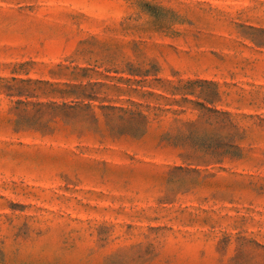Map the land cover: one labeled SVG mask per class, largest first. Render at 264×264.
Here are the masks:
<instances>
[{
  "label": "rangeland",
  "instance_id": "1",
  "mask_svg": "<svg viewBox=\"0 0 264 264\" xmlns=\"http://www.w3.org/2000/svg\"><path fill=\"white\" fill-rule=\"evenodd\" d=\"M0 264H264V0H0Z\"/></svg>",
  "mask_w": 264,
  "mask_h": 264
},
{
  "label": "trees",
  "instance_id": "2",
  "mask_svg": "<svg viewBox=\"0 0 264 264\" xmlns=\"http://www.w3.org/2000/svg\"><path fill=\"white\" fill-rule=\"evenodd\" d=\"M194 83H196V82L187 81L185 85H193ZM184 89H185V87H184ZM183 95H193V93L190 91V92L184 93ZM202 100H203L202 103H196V106L198 107L197 110L202 117H205L206 115L210 116V115L224 114L222 112L216 111L215 109H212V108L207 106V104L213 103L211 101V99H209V97L204 96V97H202ZM182 112H184V111L181 110L180 113H182ZM218 123L220 124V122H218ZM182 144L187 145L189 148L194 149L195 151L196 150L203 151L204 155H212V153L215 151V150L210 151L208 147L206 148L203 145H200L196 141L195 137L193 136V132H190L187 136H185L182 139Z\"/></svg>",
  "mask_w": 264,
  "mask_h": 264
}]
</instances>
